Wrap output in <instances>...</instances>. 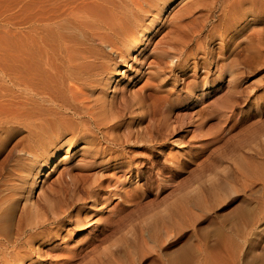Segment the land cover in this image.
Masks as SVG:
<instances>
[{"label":"rangeland","instance_id":"obj_1","mask_svg":"<svg viewBox=\"0 0 264 264\" xmlns=\"http://www.w3.org/2000/svg\"><path fill=\"white\" fill-rule=\"evenodd\" d=\"M23 3L0 0V56L24 38ZM177 3L157 16L159 31L137 58L130 53L112 71L110 92L128 94L147 80L159 110L126 114L120 136H101L106 152L79 140L54 162L32 195L40 210L19 224L31 247L24 264H184L175 257L185 250V264H264V48L247 56L250 27L237 20L229 32L215 11L200 48L192 42L193 56L171 63L176 32L167 17ZM59 171L94 175L98 187L78 200L73 183L53 182ZM67 205L56 232L52 224L29 229L48 206Z\"/></svg>","mask_w":264,"mask_h":264},{"label":"bare ground","instance_id":"obj_2","mask_svg":"<svg viewBox=\"0 0 264 264\" xmlns=\"http://www.w3.org/2000/svg\"><path fill=\"white\" fill-rule=\"evenodd\" d=\"M175 1L167 17L173 18L176 32L171 63L192 42L195 51L200 48L203 28L215 11L218 26L227 24L229 32L237 20L250 27L247 56L264 48V0H24L21 45L13 42L7 55L0 56V264H24L31 247L21 239V218L40 210L32 195L37 189L42 193L41 177L56 168L55 161L65 159L62 153L68 154L79 140L92 151L106 152L110 147L101 136H120L117 128L126 114L132 118L145 109L159 110L161 97L145 92L147 80L128 94H115L112 71L130 53L137 58L140 43L159 31L157 16ZM191 50L186 57L193 56ZM133 128L139 131L138 125ZM86 174L80 172L75 180L59 171L53 182L73 183L75 196L84 200L99 184ZM47 208L30 230L50 224L58 230L68 205ZM187 257L185 250L175 259L185 264Z\"/></svg>","mask_w":264,"mask_h":264}]
</instances>
